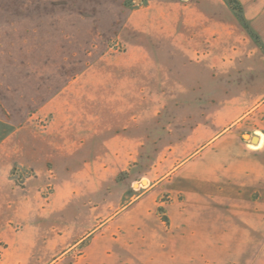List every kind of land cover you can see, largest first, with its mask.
I'll return each instance as SVG.
<instances>
[{"label":"rangeland","instance_id":"374dc122","mask_svg":"<svg viewBox=\"0 0 264 264\" xmlns=\"http://www.w3.org/2000/svg\"><path fill=\"white\" fill-rule=\"evenodd\" d=\"M263 99L264 46L225 0H0V264L156 246L173 222L169 246L264 264V190L199 178Z\"/></svg>","mask_w":264,"mask_h":264},{"label":"crops","instance_id":"0c3cea01","mask_svg":"<svg viewBox=\"0 0 264 264\" xmlns=\"http://www.w3.org/2000/svg\"><path fill=\"white\" fill-rule=\"evenodd\" d=\"M240 2L247 21L264 46V0H240ZM251 116L262 119V128L252 133L248 140L223 132L213 142H210L214 146V155L207 151L212 145L204 148L200 157L199 178L201 181L207 182L208 176L214 174L215 183H221L223 190L233 189L225 187L227 185L236 186L234 188L236 192L244 190L245 187L247 191L264 190V99L260 105L251 109L246 115L249 118ZM258 132L260 134L256 135L255 133ZM255 138L258 139L257 142H254ZM213 166L214 172L211 169ZM143 202L141 200L134 207L125 208L120 216L127 215L131 210L140 211L139 215L143 214ZM136 221L126 222L128 228L124 230L131 231L133 228L134 232L137 231ZM114 222L112 221L108 227L115 226ZM180 226L181 224L178 223L175 229L173 222L170 230H166L161 223H156L154 229L157 232L156 246L94 247L86 249L76 261L68 260L67 264H239L237 259H230L231 263H229L228 260L223 262L221 258L222 256H238L232 249L169 246V241L175 238L174 230L182 233L188 232L186 227L180 228ZM122 229L121 227L120 231ZM140 229H143L142 225ZM141 240L140 237V242ZM64 261L65 259H60L57 264H64Z\"/></svg>","mask_w":264,"mask_h":264},{"label":"trees","instance_id":"16d2710c","mask_svg":"<svg viewBox=\"0 0 264 264\" xmlns=\"http://www.w3.org/2000/svg\"><path fill=\"white\" fill-rule=\"evenodd\" d=\"M228 5L237 13V16L241 20V22L246 26V29L255 36L256 39L260 41V37L258 34L252 29L250 24L248 23L245 14H244V8L240 0H225Z\"/></svg>","mask_w":264,"mask_h":264},{"label":"water","instance_id":"95a60500","mask_svg":"<svg viewBox=\"0 0 264 264\" xmlns=\"http://www.w3.org/2000/svg\"><path fill=\"white\" fill-rule=\"evenodd\" d=\"M257 141H258V139H256V138H255V139H254V142H257ZM146 183H147V182H146V181H144V184H146Z\"/></svg>","mask_w":264,"mask_h":264}]
</instances>
